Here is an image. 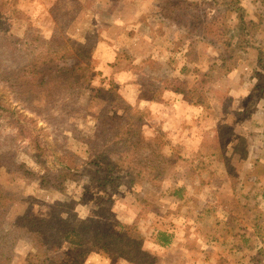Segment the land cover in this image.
Instances as JSON below:
<instances>
[{
    "label": "rangeland",
    "instance_id": "rangeland-1",
    "mask_svg": "<svg viewBox=\"0 0 264 264\" xmlns=\"http://www.w3.org/2000/svg\"><path fill=\"white\" fill-rule=\"evenodd\" d=\"M169 1L174 6L178 0ZM186 1L190 14L185 21L189 25L195 24L194 16H198L203 25L224 24L225 33L230 31L234 19L225 5L242 1L254 18L251 48L258 46L255 53H246L264 57V42H259L264 39V12L258 2ZM164 3L165 0H0V37L18 48L25 43L27 63L34 64L26 74L31 85L24 101L16 99L3 82L0 99L24 118H32L34 123L29 124L39 130L41 145L46 144L44 153L20 138L6 144L8 130L0 128V161L2 153L11 150L9 162L0 164V182L13 197L2 223L8 235L0 246L10 250L11 264L27 263L33 239L25 233L32 217L44 219L47 233L62 238L64 219L71 213L81 219L90 217L105 229L117 231L121 225H132L144 237L139 253H120L111 261L105 254L91 253L84 264H264L261 67L256 75L250 68L244 70V61L243 67L236 68L241 84L239 81L237 86L233 80L215 84L213 93L217 100L212 117L196 116L194 108L180 95L170 92L162 102L137 100L140 90L151 91V85L162 88L165 79H187L191 86L195 79L187 78V70L179 71L184 61L189 71L198 66L201 56L204 63L216 61L215 56H206L212 52L206 42L196 38L191 44L195 35L191 29L184 31L162 15L160 5ZM194 4L199 7L195 9ZM151 32L159 39L165 37L172 50H177L178 38L184 35L178 53L185 52V59L168 63L169 51L156 47L153 52ZM81 54L90 55L91 64L107 76L114 57L122 58L120 62L128 70L115 75L119 84L115 92L121 97L120 102L115 99L110 82L99 75L94 76L90 89H78L76 96L69 98L52 95L39 84L41 78L59 69L84 65ZM249 55L245 54L247 62L251 61ZM16 63L19 62L14 56L0 51L1 69H15L17 66L12 64ZM249 92L252 97L246 100ZM104 114L124 127L139 129L141 144L128 151V160L134 159L143 166L139 168L146 181L138 194L126 188V180L117 185L105 183L102 189L94 183L92 154L103 143L100 132ZM158 126L168 133L164 134ZM111 133L114 136L115 132ZM233 135L246 137L251 155L227 150L228 145L234 146ZM159 146V155L165 153L173 159L165 164V174L157 187L148 182L153 173L145 167L159 161ZM200 148L205 154L216 153L204 167H198ZM60 163L74 169L70 170L72 179L65 182L64 190L44 186L57 177ZM179 185L187 186L181 198L172 194ZM171 225L168 230L175 234L173 243L167 247L156 245V231Z\"/></svg>",
    "mask_w": 264,
    "mask_h": 264
},
{
    "label": "trees",
    "instance_id": "trees-1",
    "mask_svg": "<svg viewBox=\"0 0 264 264\" xmlns=\"http://www.w3.org/2000/svg\"><path fill=\"white\" fill-rule=\"evenodd\" d=\"M166 3L160 5L161 13L163 16L175 24L182 30L191 29L195 35L192 36L191 44L196 42V38L200 37L202 41L206 42L208 47L211 48L210 52L206 56H215L216 61L202 62L204 56L199 57L201 60L192 71L184 64L180 66L179 71H185L187 78H194L195 81L191 86L188 85L187 79H180V81L164 80L162 88L152 87L151 91L147 90L139 91L137 93V100H146L151 102H162L164 95L167 92L179 96L186 102L188 106L194 108L196 116L204 114L206 117L213 116V107L216 104L217 96L214 100V84L227 76L238 67L239 63L243 60V53L247 52L252 47L250 42L251 35L253 33L254 18L251 16V12L242 1H236L231 5H225L227 11H231L234 14L232 20V26L230 31L224 32V24L217 22H208L203 25V21L199 23V17L194 16L195 24L189 25L185 18L190 14L189 8H187L188 1L178 0L174 4H170L169 0H165ZM255 3H259L261 6L260 11L264 12V0H254ZM197 9V4H194ZM191 8V7H190ZM183 9V10H182ZM14 12V11H13ZM9 14L10 11L8 12ZM258 18L261 14L257 15ZM182 22H179L181 20ZM216 30V31H214ZM163 39L157 38V35L151 32V43L155 47H161L167 52L169 51V63L180 62L184 58V53H178V49H181V43L184 35L178 38L177 50H172L166 43L165 37ZM194 45V44H193ZM7 52V55L14 56L19 62L12 64L17 66L15 69H1L0 67V82L6 84L11 93L14 94L16 99L24 101L25 96L29 91L31 81L26 78V74L32 63H27V50L25 43L21 47L11 45L9 41H4L0 37V51ZM258 50V48H257ZM93 53V51H92ZM258 53V52H257ZM152 56V55H151ZM79 58L84 59V65L71 66L68 68L59 69L57 72H53L46 78H41L40 85H44L52 93V95L62 97H75L77 90L84 88L90 89L94 76H102L103 79L109 81V85L117 101H121V97L115 92L118 89L119 84L115 82V75L127 71L126 65L120 62L122 59L119 55L114 57L111 66L110 75H106L103 71L95 68L91 64L90 55L81 54ZM257 63L261 70V75H264V57L258 53ZM131 61V60H128ZM26 64V65H25ZM250 66V64H247ZM40 74V71L37 72ZM256 75H259L258 71ZM25 79V80H24ZM57 84L59 86H57ZM57 86V87H56ZM256 87V84L254 85ZM114 90V91H113ZM28 91V92H27ZM115 92V93H114ZM262 93V92H261ZM264 95V93H263ZM252 97L250 92L249 98ZM247 100V99H246ZM262 100V99H261ZM264 100V97H263ZM115 103V102H113ZM248 105V102H247ZM216 106V105H215ZM126 107V106H125ZM246 108V106H244ZM33 112L34 109H32ZM251 111H249L250 114ZM104 113V112H103ZM248 113V112H247ZM243 114V113H242ZM101 123V149L93 152L95 168L92 169L91 174L94 177L95 185L98 188L104 187L105 183H117L120 184V180H126V188L134 190L136 194L139 193L142 182L146 181L143 176V170L139 167H143L139 162L134 159H129V148L137 146L142 138L138 136L139 129H129V125L124 127L120 123L111 121L106 114ZM32 118H24L18 111L6 106L0 99V128L8 130L4 141L6 144L11 145L13 141L20 138V141L28 140V146L33 144V147L41 153H44V145L40 143L39 130H37L33 124ZM128 127V128H127ZM164 130L163 133H168L164 127L158 126ZM36 129V130H35ZM128 133H126L127 131ZM111 132H115L114 136ZM111 138H108V135ZM219 135V134H218ZM235 141L234 146L228 145L227 150L237 151L236 153H245L251 155V152L247 151V139L245 136L233 135ZM130 142V144H129ZM232 143V142H231ZM246 143V147L245 146ZM141 144V142H140ZM139 144V145H140ZM138 145V146H139ZM138 146L135 148L137 149ZM162 147H158V155L161 152ZM245 148V151L243 150ZM92 149V147L90 148ZM134 149V150H135ZM201 149V148H200ZM10 149L2 153V160L0 164L9 162ZM215 152L205 154L201 149L199 155L202 157L199 161L198 167H204L210 156L214 157ZM115 156L117 159H111ZM172 156H167L165 153L159 155V161L154 165L145 167L153 173V179H149L151 185L160 187V181L165 174L166 163H171ZM223 155L220 156L222 158ZM8 158V159H7ZM127 163V164H125ZM5 164V163H3ZM61 167L58 170V175L53 179L49 185L43 183L44 186H53L64 190L65 182L72 179L70 170H74L69 167L68 164L60 163ZM230 168V166H228ZM49 173L50 170L46 169ZM52 174V173H49ZM46 175V174H45ZM116 184V185H117ZM187 188L186 185H179L174 189L172 194L181 198L183 191ZM13 197L6 192V187L0 182V244L5 240L8 233L3 227V220L8 210L11 208ZM56 214V213H55ZM65 225L63 226L62 238H55L47 233V222L40 217H32L30 224L26 227V233L33 239L32 250L27 254L26 264H84L85 258L91 253H97L98 255H107L111 260H115L120 253H139L142 250L144 237L135 230L134 226L121 225L119 230L105 229L94 222L90 217L84 219L79 218L76 214H69L64 219ZM173 225L167 227V229H159L154 234V243L160 247H167L173 243L175 234L171 230ZM169 229V230H168ZM10 250L0 246V257H3V261L0 264L10 263Z\"/></svg>",
    "mask_w": 264,
    "mask_h": 264
},
{
    "label": "crops",
    "instance_id": "crops-1",
    "mask_svg": "<svg viewBox=\"0 0 264 264\" xmlns=\"http://www.w3.org/2000/svg\"><path fill=\"white\" fill-rule=\"evenodd\" d=\"M197 39H201L200 37H197ZM251 42H252V40H251ZM259 42H264V39H263V41L261 40V41H259ZM254 44V43H253ZM262 47H263V50H264V45H261ZM257 48H258V46L257 47H255V48H249V50L247 51V52H254L255 53V51H257ZM151 50L153 51V52H155V50H156V47L155 46H153L152 45V43H151ZM245 54H247V55H249L248 53H243L242 55H243V60L239 63V67H243L241 64L244 62V61H246V64H245V67H244V70H247L248 68H250L251 69V71H255V72H257V71H259V66H258V63H257V57H258V55L257 56H250V57H248V58H250V60L251 61H249V62H247V60H246V57H245ZM264 55V54H263ZM247 64H250V66H248ZM261 67V66H260ZM236 68H238V67H236ZM236 68L235 69H233V71L231 72V73H229L227 76H224L222 79H220V80H218L217 82H218V84H220V82L221 83H223L224 82V80H233L235 83H236V85L238 86V84H239V78H237V74H239L237 71H236ZM216 82V83H217ZM215 83V84H216ZM242 82L240 81V84H241ZM215 84H214V87H215ZM245 86H247L246 84H245ZM248 88V87H247ZM248 91H249V89H248ZM250 95V92H249V94L246 96V99H248L247 97ZM242 96H243V94H242ZM261 100L262 98H260V97H258V100ZM243 101H245V99H243ZM258 102H260V101H258ZM261 106H262V104H261ZM263 109H264V106H263ZM264 111V110H263Z\"/></svg>",
    "mask_w": 264,
    "mask_h": 264
}]
</instances>
